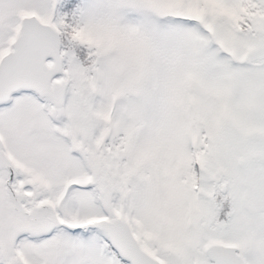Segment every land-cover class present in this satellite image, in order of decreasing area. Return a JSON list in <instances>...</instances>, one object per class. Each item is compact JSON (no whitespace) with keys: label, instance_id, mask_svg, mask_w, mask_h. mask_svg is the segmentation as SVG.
I'll list each match as a JSON object with an SVG mask.
<instances>
[{"label":"snow or ice","instance_id":"6c2138e0","mask_svg":"<svg viewBox=\"0 0 264 264\" xmlns=\"http://www.w3.org/2000/svg\"><path fill=\"white\" fill-rule=\"evenodd\" d=\"M0 264H264V0H0Z\"/></svg>","mask_w":264,"mask_h":264}]
</instances>
